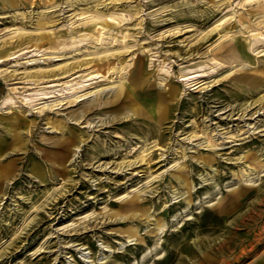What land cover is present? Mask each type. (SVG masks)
<instances>
[{
  "label": "rangeland",
  "instance_id": "rangeland-1",
  "mask_svg": "<svg viewBox=\"0 0 264 264\" xmlns=\"http://www.w3.org/2000/svg\"><path fill=\"white\" fill-rule=\"evenodd\" d=\"M91 263L264 264V0L0 7V264Z\"/></svg>",
  "mask_w": 264,
  "mask_h": 264
},
{
  "label": "crops",
  "instance_id": "crops-1",
  "mask_svg": "<svg viewBox=\"0 0 264 264\" xmlns=\"http://www.w3.org/2000/svg\"><path fill=\"white\" fill-rule=\"evenodd\" d=\"M28 1H31V0H0V7L2 6H13V5H17L19 3H22V2H28Z\"/></svg>",
  "mask_w": 264,
  "mask_h": 264
},
{
  "label": "bare ground",
  "instance_id": "bare-ground-1",
  "mask_svg": "<svg viewBox=\"0 0 264 264\" xmlns=\"http://www.w3.org/2000/svg\"><path fill=\"white\" fill-rule=\"evenodd\" d=\"M240 51H242L241 49H239ZM238 52V51H237ZM239 55V54H238ZM190 78V77H189ZM123 89V88H122ZM172 89V88H171ZM171 92V91H170ZM171 95H173V94H171ZM136 232L137 231H135V229H134V236L131 238V239H136L137 237H136ZM259 239V238H258ZM257 240V239H256ZM228 242V241H227ZM254 245V244H253ZM227 247V246H226ZM246 247V246H245ZM218 249V248H217ZM247 249V248H246ZM255 249V248H254ZM227 250V249H226ZM250 250H253V248L252 249H250ZM247 251V250H246ZM239 256V255H238ZM106 256H103L102 258H105ZM91 264H93V263H91Z\"/></svg>",
  "mask_w": 264,
  "mask_h": 264
}]
</instances>
